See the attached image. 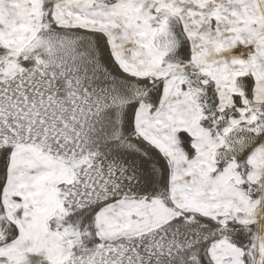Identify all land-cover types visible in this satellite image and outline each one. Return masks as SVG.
<instances>
[{
  "label": "snow or ice",
  "instance_id": "snow-or-ice-1",
  "mask_svg": "<svg viewBox=\"0 0 264 264\" xmlns=\"http://www.w3.org/2000/svg\"><path fill=\"white\" fill-rule=\"evenodd\" d=\"M0 264H264V0H0Z\"/></svg>",
  "mask_w": 264,
  "mask_h": 264
}]
</instances>
